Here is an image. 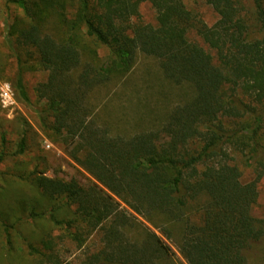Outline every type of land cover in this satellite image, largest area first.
Returning <instances> with one entry per match:
<instances>
[{"label":"trees","instance_id":"1","mask_svg":"<svg viewBox=\"0 0 264 264\" xmlns=\"http://www.w3.org/2000/svg\"><path fill=\"white\" fill-rule=\"evenodd\" d=\"M207 2L218 15L211 26L183 0H0L12 18L17 97L31 105L29 57L47 74L35 89L43 128L95 181L46 176L40 163L23 160L26 126L15 149L0 126V264H68L51 233L16 246L26 219L51 222L80 250L100 233L101 249L82 264L172 257L153 232L141 243L126 237L130 211L180 225L188 264H249L264 238L255 213L264 178V0ZM144 4L155 25L143 21ZM139 54L157 59L166 79L193 96L166 115L154 111L141 133L113 135L95 95L127 78ZM245 170L253 179L244 180Z\"/></svg>","mask_w":264,"mask_h":264},{"label":"rangeland","instance_id":"2","mask_svg":"<svg viewBox=\"0 0 264 264\" xmlns=\"http://www.w3.org/2000/svg\"><path fill=\"white\" fill-rule=\"evenodd\" d=\"M188 8L196 13L205 23L213 25L218 15L209 6L208 0H183ZM143 21L155 25V12L150 5L144 4L140 8ZM12 18L7 16L4 4L0 3V126L7 132V137L13 142V148L22 137L25 127L27 150L23 158L26 164L34 166L41 164L45 175L50 178H60L65 181L72 179L87 185L94 179L69 156L67 147L54 141L52 136L42 126L39 111L44 102H39L35 89L39 83L46 80L47 74L32 65L27 57L24 65V78L28 89L31 105H27L17 97L13 81L19 72V65L13 54L11 41L8 36ZM193 96L192 88L186 84L176 85L166 79L159 61L153 57L139 54L132 73L121 82L112 84L95 95V103L100 105L99 121H110L113 135L131 137L152 126V113L158 116L166 115L176 106L188 102ZM157 116V117H158ZM155 121H159L156 119ZM25 125V126H24ZM244 180L253 179L249 170L244 171ZM260 199L255 209L256 216L264 219V178L259 187ZM21 201V200H18ZM124 208L125 205L122 204ZM127 209V208H126ZM64 214L71 215L72 208H65ZM135 224L126 230V237L132 242L141 243L148 232H153L172 249V257L161 258L158 264H188L179 251V239L182 233L180 225L164 223L161 217L155 218L154 224L146 218L130 211ZM26 221L20 225L21 237H15L17 247L27 246L26 242L38 244L48 233L54 237L56 249H59L63 261L68 264H82L88 254L98 251L102 247L101 234L93 233L86 239V244L80 250L69 239H65L63 229L57 228L49 221ZM249 264H264L263 241L250 252ZM33 259L26 258L18 264H36Z\"/></svg>","mask_w":264,"mask_h":264}]
</instances>
